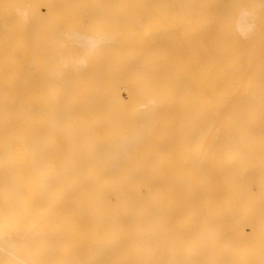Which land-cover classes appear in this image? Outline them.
I'll return each instance as SVG.
<instances>
[{
	"label": "bare ground",
	"instance_id": "1",
	"mask_svg": "<svg viewBox=\"0 0 264 264\" xmlns=\"http://www.w3.org/2000/svg\"><path fill=\"white\" fill-rule=\"evenodd\" d=\"M220 1L0 0V264H264V0Z\"/></svg>",
	"mask_w": 264,
	"mask_h": 264
},
{
	"label": "rangeland",
	"instance_id": "2",
	"mask_svg": "<svg viewBox=\"0 0 264 264\" xmlns=\"http://www.w3.org/2000/svg\"><path fill=\"white\" fill-rule=\"evenodd\" d=\"M215 2L217 1V2H219L220 0H214ZM224 0H221L220 1V3L221 2H223ZM214 10L212 11L215 15H217L216 13H217V11L216 10H218L217 8H216V6L213 8ZM216 12V13H215ZM212 31H214V30H212Z\"/></svg>",
	"mask_w": 264,
	"mask_h": 264
}]
</instances>
